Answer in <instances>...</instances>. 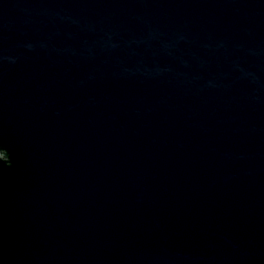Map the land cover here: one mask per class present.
<instances>
[{"label":"water","instance_id":"water-1","mask_svg":"<svg viewBox=\"0 0 264 264\" xmlns=\"http://www.w3.org/2000/svg\"><path fill=\"white\" fill-rule=\"evenodd\" d=\"M0 264H264V0H0Z\"/></svg>","mask_w":264,"mask_h":264}]
</instances>
